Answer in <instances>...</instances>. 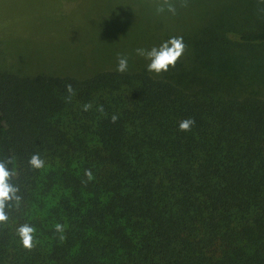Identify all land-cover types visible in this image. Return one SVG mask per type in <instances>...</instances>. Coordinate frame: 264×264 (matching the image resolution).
<instances>
[{
    "label": "trees",
    "instance_id": "trees-1",
    "mask_svg": "<svg viewBox=\"0 0 264 264\" xmlns=\"http://www.w3.org/2000/svg\"><path fill=\"white\" fill-rule=\"evenodd\" d=\"M198 1L137 5L156 70L0 76V264H264V0Z\"/></svg>",
    "mask_w": 264,
    "mask_h": 264
},
{
    "label": "rangeland",
    "instance_id": "rangeland-1",
    "mask_svg": "<svg viewBox=\"0 0 264 264\" xmlns=\"http://www.w3.org/2000/svg\"><path fill=\"white\" fill-rule=\"evenodd\" d=\"M125 1L0 0V76L15 73L26 76L40 71L83 75L89 66L97 65L95 60L106 58L111 61L109 56H115L116 62L102 61L101 67L131 61L156 70L160 62L168 59L167 54L174 57L167 49L174 47V35L180 37L187 26L188 18L183 19L185 6L176 4L181 11L176 14L181 15L179 19L174 14L176 5L157 15V20L162 23L149 25L156 32L151 35L154 39H149L140 38L131 30L137 5L153 12L167 6L171 0H129L130 5ZM197 3L203 7L210 2L200 0ZM111 8L115 11L113 15H110ZM193 8L189 7L190 10ZM219 9V3H216L214 13ZM137 10L139 12V8ZM162 30L170 31L166 36L171 37L170 41L164 42L166 59L163 57L165 46L161 45Z\"/></svg>",
    "mask_w": 264,
    "mask_h": 264
}]
</instances>
